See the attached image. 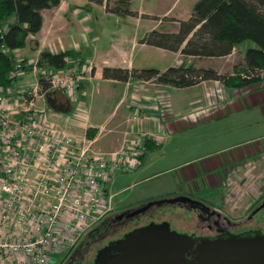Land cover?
Instances as JSON below:
<instances>
[{
    "label": "built area",
    "instance_id": "2783aa9c",
    "mask_svg": "<svg viewBox=\"0 0 264 264\" xmlns=\"http://www.w3.org/2000/svg\"><path fill=\"white\" fill-rule=\"evenodd\" d=\"M34 67L35 83L0 86V264H64L114 209L115 194L108 188L116 175L142 166L148 139L160 143L156 133L140 132L120 150H97L86 133L66 129L69 117L63 123L55 117L40 82L42 72L52 90L77 103L76 116L84 118L80 84L67 72L71 67L51 72ZM24 68L17 52L9 77L22 76ZM143 107L137 104L134 120L145 115ZM215 113L208 108L187 119L196 122Z\"/></svg>",
    "mask_w": 264,
    "mask_h": 264
},
{
    "label": "rangeland",
    "instance_id": "374dc122",
    "mask_svg": "<svg viewBox=\"0 0 264 264\" xmlns=\"http://www.w3.org/2000/svg\"><path fill=\"white\" fill-rule=\"evenodd\" d=\"M195 1L196 0H133V10L136 12H139L138 9L144 11L138 13L139 15L136 16L119 17V19L109 15L105 6L104 10L107 12H105L107 16H110L106 19V22L112 31L116 30L115 27H122V25L118 24L119 21L123 23L131 21V23H128V28L122 30L118 36H115H129V38H131V36H136L137 38L139 37L137 33L143 30L148 32L154 29H164L167 31L178 30L180 27L179 21L188 19L191 16L192 6ZM94 4L96 5V3ZM79 13H81L80 26L84 30L82 38L84 40L83 42H86V37H88L87 33L93 30L95 14H89L88 12ZM111 14L117 16L115 13ZM69 22L70 27L73 26V20L70 19ZM73 28L77 30L78 26L74 24ZM107 34H110V32L108 31ZM72 35L74 36L75 34L73 32L68 33L66 39L67 37L72 39ZM104 35L106 34L104 33ZM111 37L114 36L111 35ZM106 45H108V40L104 38L101 47L106 48ZM241 45L244 49V54L241 52L242 50L240 47H236L230 55L223 57H185L183 55V58L180 56V53L175 55L173 52L168 51L162 54L160 50L156 51L155 56L153 53L149 52L148 57L151 59L152 63H156L162 67H168L175 57V59L178 58L179 63L185 60L187 63H194L198 66L210 67L216 65L222 69V73H233L237 66H242L247 49L255 46V43L248 40ZM19 52L21 57L24 56L22 51ZM36 63L37 60L35 59L32 61V64H25V68L29 69ZM82 70H86L85 64L80 67L73 66L67 71L70 73L73 80L79 82L80 88L84 87L83 81L88 78V75H90V77L93 75V67L90 68L91 71L88 75L87 72L84 71L83 73ZM75 72L81 75L83 74L84 78L78 80V74ZM21 75L24 77L21 80L19 79V81L20 84H24L28 81L30 75H27L26 70L22 72ZM154 83L156 82L135 80L128 86L132 88L135 87L134 91L138 90L137 92H139V88L141 87L150 88L152 90L154 88ZM164 86L166 87L169 85H163V87ZM82 90H84V88H82ZM214 90L216 92H221L210 95V99L211 102L221 100L219 103L221 105L218 108L219 110L216 108V113H221L224 110L222 108L224 100L229 101L227 89L226 87L224 88L218 85L214 87ZM159 92L160 91H157V93ZM157 93L155 92L152 94L155 97L154 99L150 98L151 103L145 104L142 100L135 99V104L141 101L140 104L145 106L143 107L145 115H147V111L152 110V113H156L158 117L162 116L164 124L163 131H165L168 125L167 121L170 120H177L182 127L173 132H165L163 136L161 134L158 140L160 143L163 142V145L161 144L158 148L151 150L145 164L139 169L131 172H119L116 175L113 182L110 184V190L112 194H115L113 199L114 209L107 217L113 213L129 208L133 209L132 211L136 213L145 209V206L154 199H166L169 196L180 194H194L193 196H195L198 190L204 188V186H202L204 184L220 188L218 196L214 201L210 200L211 203L217 204V206L233 220H243V222H246L248 216L254 213L253 210L257 208L258 202L264 197V151L263 153L259 151L264 148V118L260 111L258 109L255 110L239 105L238 108L223 111V114H218L217 116L209 114L202 115L200 118L202 120L198 118L200 120H198L199 122L196 121L195 124H190L186 122L190 115L184 113V111L180 109L191 107L192 103L199 99L195 98L198 95H202L203 97L206 94L208 95L206 89L204 90L203 87H175L168 91H163V95H165L164 98H160ZM80 95L81 98L84 97L86 103L89 101L88 97H90V93L86 91L83 93L81 92ZM44 102L43 100V104ZM73 104L77 107V103L73 102ZM173 104L177 105L178 109H176ZM124 107L125 111L122 110V114L128 111H131L132 115L135 114L136 108L133 110L132 105L128 106V104H126ZM119 110L121 111V109ZM186 123L190 124V126H185L188 125ZM160 125L159 123V129L161 128ZM133 138L135 137H131L130 140ZM94 143L93 146L95 147ZM246 145H248L246 149L247 152L252 151L254 152L253 155H255L256 152H260V154H257L260 156L258 157L250 154L248 156H243L245 151L243 149L241 150V148L246 147ZM222 158L227 161V165L230 164V162L233 163V165L228 166V168L230 167V172L225 170L224 173L222 167L217 169L214 167L211 168L214 166V163L215 165H220L221 162H223ZM244 161L245 163H243ZM204 171H206V173H201ZM196 174L198 177L194 176ZM203 190L205 189H202V191ZM154 208L155 206L147 212V215L144 216V221L142 220L140 223L146 224L150 220L156 222L162 219L170 220L174 228L184 230L181 224L182 220L189 218L192 220V215L196 213L194 210L188 207H182L177 203L165 204ZM255 217L256 216H254L252 222L249 221L246 223L253 224L254 222V224H256L257 220L260 218L259 216L257 218ZM195 222L196 220L191 222V225ZM262 222L264 225V221ZM132 228H134L133 223L128 224L124 229L112 236H108V238H102L103 241L101 245L107 244L110 239H115L119 235H123L130 231ZM84 238L85 237L81 240H84ZM101 247L92 246L89 251L90 253L88 252L90 255L89 258H93L94 260ZM57 260H59V258H57L56 261Z\"/></svg>",
    "mask_w": 264,
    "mask_h": 264
},
{
    "label": "trees",
    "instance_id": "16d2710c",
    "mask_svg": "<svg viewBox=\"0 0 264 264\" xmlns=\"http://www.w3.org/2000/svg\"><path fill=\"white\" fill-rule=\"evenodd\" d=\"M62 1L0 0V86L14 84L16 78L12 79L9 76L17 62V50L24 49L28 45L31 35H37L41 32L44 26V10L57 7ZM93 3L104 5L107 12L119 16L139 15V12L132 8L133 0H89L85 8L90 9ZM13 16H16L15 22L10 21ZM179 23L178 31L154 29L146 33L141 38V42L170 51H179L185 57L228 56L236 47L248 40L253 41L255 46L247 49L242 66H237L233 73H222L216 67L198 66L183 60V62L172 65L165 70L156 67L129 69L106 66L103 70L104 78L121 81H129L130 79L154 81L157 84L176 88L191 87L207 80H218L223 83L224 87L244 88L263 79L264 0H197L192 7L191 16L188 19L180 20ZM34 43L37 47L39 42L35 40ZM81 56V53L74 50L59 52L44 50L40 54L36 66L40 67L41 70L57 71L68 67L71 59H77ZM39 77L47 95L54 92L44 73L41 72ZM68 100L71 101L70 98ZM96 135L97 129L90 128L87 136L94 138ZM159 144L152 138L147 140V152L143 156V163L148 153L158 148ZM202 186H204L202 189L205 190H198L195 195L196 198L199 193L198 197L203 200V203H210V200L214 201L220 188L204 184ZM176 196L180 197V195ZM176 196L173 195L168 198ZM163 199L165 198L156 200ZM176 203V201L150 202L145 206V209L140 210L142 212L138 211L137 214L141 215V219L137 222L130 221L129 224L133 223L134 228L137 224H144L140 222L147 215L148 209L152 205L156 208L165 204ZM113 218L115 217L111 214L93 227L84 236V240H80L69 256L64 257V264H90L96 258L94 260L89 258V251L92 246L104 247L111 241L123 237L125 233L115 239H110L107 244L101 245L104 238H108V236H112L125 228L119 220H115L117 224L113 222ZM119 224L122 227L117 228Z\"/></svg>",
    "mask_w": 264,
    "mask_h": 264
},
{
    "label": "crops",
    "instance_id": "0c3cea01",
    "mask_svg": "<svg viewBox=\"0 0 264 264\" xmlns=\"http://www.w3.org/2000/svg\"><path fill=\"white\" fill-rule=\"evenodd\" d=\"M88 2L89 0H63L59 6L44 10V26L41 32L37 35H31L29 37L30 42L28 43V45L24 49L17 50L18 54L20 53L19 51H22V53L24 54L22 58L26 60V65L32 64V61L35 59L38 60L40 54L44 50H50L52 52L74 50L81 53L82 56L78 57L77 59H71L69 61L68 67H80L84 66L85 64L86 70L84 71L87 72V75L90 74V68L93 67V75H91V77L90 75H88V78L83 81L84 87L80 88V91L82 93L86 91L90 93V97H88L89 101L87 103L84 101V97H82L80 100L86 109V112L82 114L85 115V117L82 118L83 116H76V105L69 101L67 95L59 89H55L54 92L47 95L48 102L54 109L55 117L58 118L61 123H63L65 119L69 117L70 120L68 122H65L67 124L66 129L74 133L84 134L88 133L90 128H96L97 135L94 138H90V140L95 142L94 144L97 150L103 152H113L120 150L123 146H125L132 140H130L131 137H135L140 132H154L159 137L161 136V134L163 136L165 132L168 133L173 132L176 129H180L182 126L177 120H170L167 121V124L169 126L167 125L165 131H163V117H158L156 113H152V110L147 111L148 113L146 114L148 115V117L147 115H144L139 120H134L132 118L133 115L131 111H128L127 113L124 112V114H122V110L125 111L124 105L126 104H128V106L132 105L133 110L134 108H137L135 99L142 100L145 104H149L151 103L150 98L154 99L155 96L152 94H154L155 92L157 93V91H160L157 94L161 95V98H163V91H168L169 89L175 87H163V84L154 83V88L152 90L150 88L148 89L145 87H141L139 88L140 91L137 92L138 90L134 91L135 87L132 88L131 86H128L131 85V83H133V81H135L136 79L121 81L106 79L103 76V70L106 66L123 67L129 69H143L148 68V66H154L161 70H165L172 65L178 64V58L175 59L174 57L172 59L173 64H169L168 67H162L160 65H157L156 63H152L151 59L148 57L149 52L153 53V55L155 56L156 51L158 50H160L162 54L167 53L170 50L142 43L141 38L146 33H148V31L144 30L137 33L139 34V37L137 38L136 36H131V38H129V36L117 37L122 30L129 27L128 23H131V21H127L126 23L119 21L118 24L122 25V27H115L116 30L112 31L106 22V19L110 16H107V12L104 10V5H95L93 3L90 9H86L85 6L88 4ZM138 10L139 13H142L144 11L141 9ZM79 12H88L89 14H95L93 20V30L87 33L88 37H86V42H83L84 40L82 38L84 30L80 26L81 13ZM108 14L117 17L118 19L119 17L125 18L124 16H116L112 15L111 13ZM70 19L73 20V26L74 24L78 26L77 30H75L73 26L70 27ZM10 21L15 22L16 16H13ZM108 31L110 32V34H107ZM175 31L178 30L176 29ZM72 32L75 34L74 36L72 35V39H70L69 37H67L66 39L67 34ZM104 33L106 35H104ZM111 35H113L114 37H111ZM104 38L108 40V45L105 46L106 48L101 47L102 40ZM35 40L39 42L37 47L34 43ZM238 47H240V49L242 50L241 52L244 54L242 45H239ZM170 52H173L175 55H178V53H180V56L183 57V54L179 51ZM213 67H216L220 72H222V69H220V67L216 65H214ZM37 68L41 70L40 67ZM25 70L27 75H30V78L26 82L27 84H20L19 79L21 80L24 76L20 78L18 77L14 82L16 87H23L25 85H31L36 82L37 78L33 75L35 67L32 65L29 69L24 68V71ZM218 85L224 87L223 83L218 80H207L191 87H185H203L204 90L206 89L208 95L206 94L204 97L202 95H198L195 98L199 99L196 102L192 103L191 107H184L180 110L190 115L198 111L207 110L208 108L218 109L219 103H213L210 99V95L215 94L214 87H217ZM82 88H84V90H82ZM226 89L229 101H225V103H223L225 105L228 104L227 106L222 107L224 109L223 111L238 108V106L241 105V107L244 106L253 108L255 110L258 109L264 118V73L263 79L259 82L251 84L244 88L226 87ZM39 103L43 104V101H40ZM173 105L176 109H178L177 105ZM119 109H121V111ZM222 112L215 113L214 115L217 116L218 114H223ZM186 122L190 124L196 123L195 121L192 122L189 119H187ZM159 123L161 124L160 129L158 128ZM190 124L184 125L190 126ZM162 143L163 142H161L159 146H161ZM248 145H246V147L244 148H241V150L243 149L245 151L243 153V156L254 154V152L252 151L247 152L246 149ZM259 151L263 153L264 148ZM260 152H256V154L253 156L259 157L260 155L257 154H260ZM146 160L147 157L144 160L142 166L145 164ZM222 161L223 162H221L220 165H215L214 163V166H212L211 168L214 167L215 169H217L219 167H222L224 173L225 170H228L230 172V167L228 168V166L233 165V163L230 162V164L227 165V161H225L224 158H222ZM245 161L243 163H245ZM207 172L209 173L208 170ZM201 173H206V171ZM194 176L198 177L197 174ZM110 189L111 187L109 185L108 191L112 192Z\"/></svg>",
    "mask_w": 264,
    "mask_h": 264
},
{
    "label": "water",
    "instance_id": "95a60500",
    "mask_svg": "<svg viewBox=\"0 0 264 264\" xmlns=\"http://www.w3.org/2000/svg\"><path fill=\"white\" fill-rule=\"evenodd\" d=\"M196 251L188 264H264V236L203 238L198 242L193 235L173 229L168 220L152 221L111 241L90 264H186L187 256Z\"/></svg>",
    "mask_w": 264,
    "mask_h": 264
},
{
    "label": "flooded vegetation",
    "instance_id": "af4514ba",
    "mask_svg": "<svg viewBox=\"0 0 264 264\" xmlns=\"http://www.w3.org/2000/svg\"><path fill=\"white\" fill-rule=\"evenodd\" d=\"M198 194H197V198L196 196H193L194 194L193 195L180 194L181 198L176 201L177 204L182 207H188L189 209L194 210L196 213L192 215L193 217L192 220L191 218L182 220L181 224L184 230H180V229L178 230L177 228H174L171 222L173 229L193 235L195 238H197L198 242H200L203 238H212V239L227 238V237L254 238L259 235L264 236V225L262 222L264 221V197L262 200L258 202L257 208L253 210L254 213L250 214L248 216V220L246 221V222L249 221L252 222V220H254V216H256L255 218L259 216L260 219L257 220L256 223L257 225H256L254 224V222L253 224L252 223L247 224L246 222H243V220L240 221L233 220L230 216L225 214L222 211V209L219 208V206H217V204L211 202L203 203L202 202L203 200L198 197ZM153 207H154L153 205L152 207L150 206L148 211ZM137 213L138 212L135 213L132 210H130V208L121 210L117 213H113V217H115L113 218V222H115V220H119L120 222L123 223L124 227H126L127 224L130 223V221L137 222L141 219L140 218L141 215ZM195 220L196 222L191 225V222H194ZM115 223L117 224V222ZM119 227L122 226H120L119 224L117 228ZM137 227L139 226L136 225L135 228ZM197 254L198 251L194 252L192 255L187 256L186 264H188L192 258H195Z\"/></svg>",
    "mask_w": 264,
    "mask_h": 264
}]
</instances>
